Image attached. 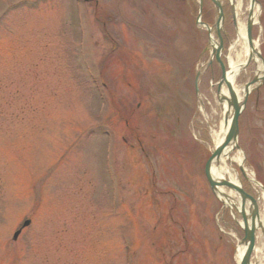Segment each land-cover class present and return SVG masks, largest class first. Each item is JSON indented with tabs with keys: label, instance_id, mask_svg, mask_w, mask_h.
Instances as JSON below:
<instances>
[{
	"label": "rangeland",
	"instance_id": "1",
	"mask_svg": "<svg viewBox=\"0 0 264 264\" xmlns=\"http://www.w3.org/2000/svg\"><path fill=\"white\" fill-rule=\"evenodd\" d=\"M94 1L0 0V264H238L242 233L203 172L222 121L220 71L203 72L207 35L192 29L193 8ZM242 5L245 24L249 0ZM256 8L264 55V0ZM226 17L227 65L237 36ZM257 71L250 62L235 88ZM254 89L239 145L264 187V81ZM242 154L232 153L228 178ZM244 184L262 216V190ZM262 245L258 232L251 264H264Z\"/></svg>",
	"mask_w": 264,
	"mask_h": 264
},
{
	"label": "bare ground",
	"instance_id": "2",
	"mask_svg": "<svg viewBox=\"0 0 264 264\" xmlns=\"http://www.w3.org/2000/svg\"><path fill=\"white\" fill-rule=\"evenodd\" d=\"M248 8H249V12L250 11L252 13L254 12V17H255L257 14L256 5L253 8H251V6ZM242 9H243L242 0H234V13H235V18H236V23H237L236 24L237 37H236V41L232 44V46L229 48L228 53H227L229 55L228 57L229 71H228V75L226 76V81L231 82V83L232 82L234 83L235 78L240 73L243 66L247 63L249 55L253 53V48L249 47V45L247 44L245 24L241 20V17L243 16ZM223 91H226L225 87H223ZM235 91L237 93V96L239 97L240 92H243V89L240 91H237L235 88ZM224 110L227 116L229 117L230 110L227 109L226 103L224 104ZM226 130L227 128L224 127L223 119H222L219 132L214 134V145L215 146H218L219 144L222 143L223 138L226 134ZM233 146L234 144L231 143L225 150H223V153L220 156L216 157L212 161L211 174L213 176V179L219 181V179L228 172V169H226L227 163L232 162L233 160L238 158V157L231 158ZM240 161L241 159L239 158V163ZM249 178L251 177L249 176ZM229 180L230 182H233L234 184H237V185L239 184V181L233 176H231ZM224 190H225V187H219L220 198L224 201L226 206L231 205L233 202L231 203L229 202L230 201L229 196L232 195L233 193L229 191H224ZM234 199L233 201L236 202L237 200H234ZM227 203H230V204H227ZM237 206L240 207V201H237ZM260 221L264 222V218L263 220L262 218L258 219L257 223L260 224ZM244 251H245L244 246H240L237 249L236 257L238 260L242 258Z\"/></svg>",
	"mask_w": 264,
	"mask_h": 264
},
{
	"label": "water",
	"instance_id": "3",
	"mask_svg": "<svg viewBox=\"0 0 264 264\" xmlns=\"http://www.w3.org/2000/svg\"><path fill=\"white\" fill-rule=\"evenodd\" d=\"M216 7L218 8L219 10V18H218V22L217 24H219L222 20V12H221V7H220V4L217 0H213ZM253 2L255 0H252ZM251 28H252V21L251 19L249 20L248 22V27H247V35H248V40H249V43L251 44ZM217 30H218V26H217ZM258 57L261 59L260 55L257 54ZM262 60V59H261ZM257 79H254L253 83L256 82ZM222 83H225L228 90H229V94H230V97L227 98L225 96H220V101L223 102V101H226L227 102V106H228V109H231L232 110V118H231V123H230V127L228 129V132L226 134V137H225V140L223 141V143L217 148V150L215 151V153L211 156V158L209 159L207 165H206V168H205V173H206V177L211 185V188L214 192H217V186H227L229 188H232L233 190H235L241 197V202H242V211H241V215L243 217V220H244V232H245V238L243 239V243H245L247 245V251L241 261V264H249V256L253 250V246H254V233L255 231L257 230V227H256V218L258 216L257 214V208H256V204H255V201L253 199H251L249 196H247L239 187L237 186H234L230 183H227L223 180H215L213 179V176L211 174V163L212 161L220 156L223 152V150L225 149L226 146L230 145L231 143L234 144L235 146V143H236V139H237V133H238V128H237V119H238V116L240 114V111H241V106H239L238 102H237V99H236V96H235V93L233 92V89L230 85L229 82L226 81V77H225V73L223 72V75H222V81L219 83V87L221 86ZM249 93L248 91V85L245 87V93H244V98H246L247 94ZM245 100V99H244ZM227 119V117H226ZM235 148H237V146H235ZM246 200H249L253 205H254V210L252 212V216H251V224L249 226L248 224V221H247V216L245 214V211H244V205H245V202ZM29 222H25L24 225H27ZM261 227V226H260ZM262 228V227H261ZM264 233V231H263ZM19 234V231L17 233H15L14 235V239L18 236Z\"/></svg>",
	"mask_w": 264,
	"mask_h": 264
}]
</instances>
